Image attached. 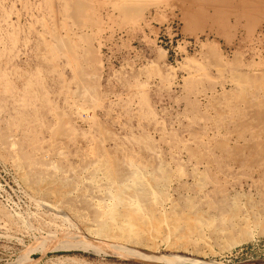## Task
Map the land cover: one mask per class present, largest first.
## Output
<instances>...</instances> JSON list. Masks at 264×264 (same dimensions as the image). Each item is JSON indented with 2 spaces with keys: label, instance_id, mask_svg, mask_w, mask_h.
<instances>
[{
  "label": "rangeland",
  "instance_id": "374dc122",
  "mask_svg": "<svg viewBox=\"0 0 264 264\" xmlns=\"http://www.w3.org/2000/svg\"><path fill=\"white\" fill-rule=\"evenodd\" d=\"M206 5L0 0V264H264V20Z\"/></svg>",
  "mask_w": 264,
  "mask_h": 264
},
{
  "label": "bare ground",
  "instance_id": "6f19581e",
  "mask_svg": "<svg viewBox=\"0 0 264 264\" xmlns=\"http://www.w3.org/2000/svg\"><path fill=\"white\" fill-rule=\"evenodd\" d=\"M201 2V3H207V5L206 6H208L209 5V7L211 6V8H213V13L211 14H206V12L204 13H201L202 11H204V10H201V11H199L200 9H202L201 7H199V9H197V10H195V11H192V9L190 8V7H188L187 9H186V11L184 12L185 13V15H186V21L187 22H193L194 23V25L196 26V27H198V29L200 28V29H202L201 27H203V26H206V23H210L211 25H214V26H217L218 28H220V29H222L221 27H225V23H224V19H225V17H226V15H235V16H238V17H240V18H242V19H244V21L248 24V25H252L254 22H252V21H254L255 19H257V20H264V0H194V4H196L197 2ZM255 3L257 4V5H259V8L260 9H256L255 8ZM256 5V6H257ZM185 18V17H184ZM185 20V19H184ZM192 23V24H193ZM213 29V28H212ZM192 30V29H191ZM197 30V29H196ZM187 31V30H186ZM190 31V30H189ZM17 158V157H16ZM94 158V157H93ZM97 160V159H96ZM96 160H95V162H96ZM97 161H99V159L97 160ZM102 161V160H101ZM106 161V160H105ZM100 162V161H99ZM103 162V161H102ZM101 162V163H102ZM107 162V161H106ZM101 163H99V164H101ZM98 164V163H97ZM105 164V162H103V165ZM94 165H95V163H94ZM102 165V164H101ZM100 165V166H101ZM140 166V165H139ZM146 166V165H145ZM99 167V166H98ZM138 167V166H137ZM50 168V167H49ZM102 168V167H101ZM104 168H107V165L104 167ZM20 169H21V167H20ZM52 169H54V168H52ZM93 169H95V167L93 168ZM97 169V168H96ZM99 169V168H98ZM97 169V170H98ZM111 169V168H110ZM131 169V168H130ZM137 169V168H136ZM142 169H144V168H142ZM100 171H101V169H99ZM109 170V168L107 169V171ZM105 171V170H104ZM104 171H103V173H104ZM137 172H138V170H137ZM23 173V172H22ZM22 173H21V175H22ZM95 173V172H94ZM102 173V174H103ZM147 173V172H146ZM19 174V173H18ZM101 174V175H102ZM109 174V173H108ZM24 175V174H23ZM111 175V174H110ZM136 175V174H135ZM143 175V174H142ZM82 176V175H81ZM80 176V177H81ZM89 176V175H88ZM91 176V175H90ZM94 176V175H93ZM103 177L105 176V175H102ZM109 176V175H108ZM140 176V175H139ZM22 176H20V178H21ZM23 177H26V176H23ZM110 177V176H109ZM109 177H108V179H109ZM111 177H113V176H111ZM142 177H144V176H142ZM83 178H85V177H83ZM89 178L90 177H88V179H86V180H89ZM95 178V177H94ZM100 178V177H99ZM114 178V177H113ZM113 178H111V179H113ZM97 179V178H96ZM95 179V180H96ZM107 179V177L105 176V178H102L101 180H97V182H95L96 183V189H98L97 191L100 193L101 192V194L104 192V191H109V188L107 189L106 188V186H105V184L107 183V182H110L111 183V181H109ZM134 179V178H133ZM143 180V179H142ZM146 181H147V179H145ZM144 180V182L145 183H142L143 184V186H141L142 188H147L148 190H150L151 188L149 187V183L147 182L146 183V181ZM149 180V179H148ZM23 181V180H22ZM135 181H136V179H135ZM88 182V181H87ZM143 182V181H142ZM49 183V182H48ZM86 183V182H85ZM90 183V182H89ZM113 183V182H112ZM127 183V182H126ZM77 184V183H76ZM128 184V183H127ZM151 184V183H150ZM28 185V184H27ZM49 185V184H48ZM93 185V184H92ZM107 185V184H106ZM112 185V184H111ZM133 185H135V184H133ZM139 185V184H138ZM25 186H26V184H25ZM109 186V185H108ZM114 188H115V185H112ZM128 186H129V184H128ZM130 186H132L131 184H130ZM151 186V185H150ZM58 187V186H57ZM92 187H94V186H92ZM135 187V186H134ZM139 187V186H138ZM30 188H32V187H30ZM30 188H28V189H30ZM34 188V187H33ZM43 188H45V186H43L41 189H43ZM72 188V187H71ZM95 188V187H94ZM114 188H112L113 190H114ZM144 188V189H145ZM50 189V188H49ZM48 189V190H49ZM52 189V188H51ZM55 189V188H54ZM80 189V188H79ZM79 189H77L76 187H73L72 189H70V192H77V190L79 191ZM144 189H142V190H144ZM63 190V189H62ZM135 190V189H134ZM134 190H129V192L127 193V192H124V193H126L127 195H125V196H123L122 198H124L123 200H122V210L121 211H123L122 213H124L127 217L129 216V214H130V216L131 215H133L132 213L138 208V205L140 204L139 203V201H138V199L136 198V197H138V193H140V192H138L137 190H136V192H134ZM148 190H146V194H147V191ZM32 191V190H31ZM65 191V190H64ZM116 191H117V188H116ZM122 191V190H121ZM37 192V191H36ZM39 192V191H38ZM62 192V191H61ZM66 193H67V191H65ZM64 192V193H65ZM82 192V191H81ZM111 192V191H110ZM138 192V193H137ZM141 192H143V191H141ZM49 194H50V191L48 192ZM65 193V194H66ZM114 192H112V194H113ZM116 193V192H115ZM114 193V194H115ZM120 193V192H119ZM123 193V192H122ZM63 194V193H62ZM71 194V193H70ZM76 194H78V192L76 193ZM107 193H105V195H106ZM117 194V193H116ZM143 194V193H142ZM39 195H40V193H39ZM73 195H75V194H73ZM95 195V194H94ZM102 195H104V194H102ZM141 195V194H140ZM32 196V195H31ZM34 196V195H33ZM48 196V195H47ZM47 196H45V197H47ZM62 196H64V195H62ZM98 196V195H97ZM96 195H95V200H96V198H97V200H100V199H98V197H97ZM107 197H108V195H106ZM106 196H104L105 198H106ZM30 197V196H29ZM35 197V196H34ZM49 197V196H48ZM47 197V198H48ZM119 197V196H118ZM52 198V197H51ZM93 198V199H94ZM109 198V197H108ZM110 198H111V201H112V197L110 196ZM113 198H116V197H114V195H113ZM121 198V197H120ZM119 198V199H120ZM121 198V199H122ZM140 198V197H139ZM39 199V198H38ZM53 199V198H52ZM104 199V198H103ZM166 199V198H165ZM164 199V200H165ZM34 200V199H33ZM55 200V199H54ZM57 200V199H56ZM55 200V201H56ZM106 200L108 201V199L106 198ZM115 200V199H114ZM118 200V199H117ZM140 200V199H139ZM38 201V200H37ZM93 201V200H92ZM101 201H104V200H101ZM100 201V202H101ZM110 201V202H111ZM116 201V200H115ZM162 201V200H161ZM167 201V200H166ZM33 202V201H32ZM35 202H36V199H35ZM34 202V203H35ZM40 202V201H39ZM42 202V201H41ZM98 202V201H97ZM159 202V201H158ZM171 202V201H170ZM43 203H45V205H47V206H50V205H48L46 202H43ZM56 203H57V201H56ZM139 203V204H138ZM36 204H37V202H36ZM40 204V203H39ZM52 204V203H51ZM98 204V203H97ZM169 204V203H168ZM171 204H172V202H171ZM53 205V204H52ZM98 205H100V204H98ZM103 205V204H102ZM53 206H56V205H53ZM104 206V205H103ZM108 206V205H107ZM140 206V205H139ZM160 206V205H159ZM158 207V206H157ZM156 207V208H157ZM52 208H55V207H52ZM101 209V208H100ZM158 209V208H157ZM48 210H50V209H48ZM165 210V209H164ZM62 211V210H61ZM142 211V210H141ZM145 212V211H144ZM155 212H156V210H155ZM163 212V211H162ZM141 213V212H140ZM157 213H159L158 211H157ZM112 214V213H111ZM123 215V214H122ZM134 215H136V212H135V214ZM138 215V214H137ZM109 217V216H108ZM122 217H124V216H122ZM126 217V219H128V220H130L131 219V217H128L127 218ZM120 218H121V216H120ZM125 218V217H124ZM115 219V218H114ZM116 219H118V218H116ZM134 220V219H133ZM164 220V219H163ZM116 221V220H115ZM131 222H132V220H130ZM181 221V220H180ZM183 221V220H182ZM122 222H123V218L121 219V221L119 222L118 221V223H120L121 225H122ZM160 222H162V221H160ZM164 222V221H163ZM169 222V221H168ZM189 222V221H188ZM128 223V222H127ZM167 222H164V224H163V226H165V224H166ZM120 224H118V225H120ZM132 224L134 225H136V223L134 222H132ZM137 224L139 225V223L137 222ZM158 224V223H157ZM168 224V223H167ZM166 224V225H167ZM116 226H117V224H115ZM125 226H127V224H124ZM129 225H130V222H129ZM128 225V226H129ZM85 226V225H84ZM88 226V225H87ZM91 226V225H90ZM124 226V227H125ZM155 226V225H154ZM154 226H152V227H154ZM163 226H161V224L159 223V227H162L163 229H165L166 227H163ZM170 226L171 225H169V227H167L166 228V230L168 229L169 231H171V228H170ZM121 227V226H120ZM123 227V228H124ZM130 227H132V226H130ZM138 227H140V226H138ZM138 227H136V229L133 227V229H135V230H140V228L139 229H137ZM150 227V226H149ZM156 227V226H155ZM158 227V228H159ZM172 227V226H171ZM86 228V227H85ZM126 228L127 227H125L123 230H126ZM143 227L141 226V229H142ZM195 228V227H194ZM113 229V228H112ZM129 229V228H128ZM147 229V228H146ZM150 229V228H149ZM148 229V230H149ZM152 229V228H151ZM174 229V228H173ZM134 230V231H135ZM147 230V231H148ZM153 230V229H152ZM90 231V230H89ZM89 231H88V233H89ZM142 231V230H141ZM140 231V232H141ZM133 232V231H132ZM139 232V233H140ZM154 232H156V231H154ZM177 232V231H176ZM125 233H126V231H125ZM128 233V232H127ZM135 234H136V232H134ZM138 233V232H137ZM141 233H143V232H141ZM152 233H153V231H152ZM173 233H175V232H173ZM172 233V234H173ZM178 233V232H177ZM125 235V234H124ZM139 235V234H138ZM146 235H151V233H149V234H146ZM154 235H155V233H154ZM88 236V235H87ZM87 236H85V238L83 239V240H80L79 242H77V244H79V243H84V241H87L86 240V237ZM120 235H117V234H115L114 232H113V230H111L109 233H106V235L103 237V240H97L95 237V241H97L98 243H100V244H103L104 245V249H105V246L107 247V249H109V250H116L117 252L119 251V252H126V251H130V250H127V249H132V248H129L128 246H129V243H128V245H124L123 243L125 242H121L120 240H118L120 237H119ZM90 237V236H89ZM100 237V236H99ZM126 238V236H123V238ZM122 238V237H121ZM123 238H122V240H123ZM124 238V239H125ZM149 238V236L146 238V239H148ZM91 239H92V235H91ZM150 240V239H149ZM148 240V241H149ZM93 241V240H92ZM81 244H79V246H81ZM87 244V243H86ZM91 244V243H90ZM89 244V245H90ZM84 245V244H83ZM86 246V245H85ZM96 246V245H95ZM98 246V245H97ZM87 248V247H86ZM93 248H94V244H93ZM96 249V248H95ZM107 249H105V250H107ZM116 252V253H117ZM118 252V253H119ZM148 256V255H147ZM152 258L151 259H153L154 261H157V262H159L160 264H178V262H180V261H182V260H184V259H182L181 257H178V256H173V257H171V256H169V257H163V256H151ZM148 258H150L149 256H148ZM152 260V261H153ZM154 263V262H153Z\"/></svg>",
  "mask_w": 264,
  "mask_h": 264
},
{
  "label": "crops",
  "instance_id": "0c3cea01",
  "mask_svg": "<svg viewBox=\"0 0 264 264\" xmlns=\"http://www.w3.org/2000/svg\"><path fill=\"white\" fill-rule=\"evenodd\" d=\"M226 16H229V15H226Z\"/></svg>",
  "mask_w": 264,
  "mask_h": 264
}]
</instances>
